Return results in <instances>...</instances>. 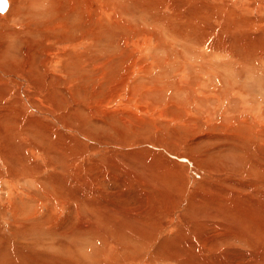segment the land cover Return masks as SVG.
<instances>
[{
  "label": "rangeland",
  "instance_id": "obj_1",
  "mask_svg": "<svg viewBox=\"0 0 264 264\" xmlns=\"http://www.w3.org/2000/svg\"><path fill=\"white\" fill-rule=\"evenodd\" d=\"M158 1L162 4L160 5L162 6L161 9L159 10L161 13L153 15V18V16L150 17L144 15L143 12L140 13L141 11L139 9L138 12L136 7H134L135 4L129 3L128 0H118L117 2L120 6V11H122L123 14L121 13V16L118 15L116 21L126 17L124 19L126 28H142L143 30V27H147V25L151 28L154 25V21L159 18L162 23V29H166L165 31L168 33L169 25L174 21L175 14L179 13L181 15H187L186 13L179 11L187 5L183 2L179 5L168 3L169 0H157V2ZM235 1L236 0H218L216 2V0H206L208 6H213L212 9L216 8V6H218V8L224 7V3H227V12H232V15H229L232 16L230 22H234L235 25L240 24L239 30H237V27H227L226 23L222 21V24L219 25V28L216 30L219 32L217 33L220 35V38L218 39V37H215L213 41L215 43L218 42L219 47H221V45L224 46V44H226V46L231 45V47L228 46L224 48L223 51L222 49L219 50L220 52L225 51V54L222 53L224 57H221L220 55L213 59L211 54L209 55V50L206 49V52H202L200 46L197 45L195 38H189L188 40H172L171 36L165 33L158 42V39H154V41L159 43L158 45L161 44L156 50H154V53L157 52L156 54L159 55L160 58L163 60L167 59L170 63L166 65V67H163L162 70L160 68L152 70L153 75L155 76H153V78L157 81L159 80L160 82H156L162 86L168 87V89L170 86L169 90L171 91L169 92V90H166V92H163L162 94H165L163 95V99L160 96V93L157 96L155 95L152 97V99H156L155 102H161L163 104L159 107L162 115L151 108H149V110H152L153 114L142 115L139 112L140 119L145 122V124L149 123V125L155 126H143V130H146V133L138 128L137 130H133L136 129L134 128V124L129 125L132 126L130 128L129 126L119 125L115 120L116 118L111 114L106 113L104 117L100 118L99 114L94 112L98 103H106L109 100V96L112 95L110 88V91L106 90L107 87L99 90L100 87L105 84L101 83L97 85V83H91V87H88L85 84H81L84 82L78 81L98 78L94 73L91 78H85V75H79L80 73L77 69L72 71L66 67L64 69L60 68L59 70H62L61 72L66 70L68 73L66 80L81 85L83 87L82 89H85L82 91L83 93L84 91H87V89L90 90V92L85 95H91V97L88 96L90 97L89 99L96 101V104L93 105V107H86L84 101L82 106L75 103V101L80 102V98L83 96L80 97L79 92H73L74 88L69 90L72 91V94L69 95L61 92L63 82L59 90L54 89L51 85L57 82L55 77H51L50 80L45 82L42 78L34 76L35 81L39 83L42 81L47 83L48 89H46V95L32 97L31 101L36 105L37 111L36 113L32 112L30 118L26 121V123H29L28 127H26V123L21 121L25 114L20 107V102L21 98L24 95L26 96L28 91L34 92L35 90L23 87V89H25L23 91L22 87L14 80L11 82V87L15 92L13 96H6L3 93L4 90H0V264H24L25 262L22 261L28 260L30 253L25 250V252L28 253V255H25L27 258H25L23 254L24 250L23 252H20L22 250H19L23 248L21 244L26 243L27 241L32 243L44 240L46 237L45 234L47 233L41 232L42 234L44 233L42 235L40 232H37L36 230L34 231V228L35 226H39V218L42 219L47 216L49 220V211L52 209V205L54 206V202L51 201V198L54 196L60 198V203L65 206V210L61 212L55 208L54 210L52 209L53 213L51 214L53 215H51L50 222V224H52L51 230L61 225V234L64 233V236L59 232L58 234L53 235L52 237L56 244L52 247L47 240L45 251L47 254H55L57 259L59 258L58 260H61L60 263L63 262V264H71L72 262L75 264H180L177 259L171 261H167L165 257L160 259V257L156 255V251L160 249L159 245L165 242L178 240V236L182 233H179L181 230L178 232L174 227L173 231L171 227L175 216L177 214H182L185 211L188 212L189 217H192V212L194 216H203V219L195 218L202 221L205 226L217 225L224 227L227 225L223 228L227 229L225 231L227 233H230L231 230H236L238 227H245V229H247L249 226H252V228L249 229L252 232L254 231V237L256 239L260 237L258 241L256 240V244L258 245H255L254 242L253 248H248V239L243 240L242 243L244 245L242 243L236 245L235 243L236 250H238L235 255L238 258L245 259L242 262L243 264H264V243L262 244L260 242L262 238L264 242V32L262 30L264 27V20L259 21L264 17V8H262V12L260 11L259 14H254V12L249 13L248 8L246 9V7H243V5H246V0H237L238 3L236 1V4H234L233 2ZM249 1L251 2L253 0ZM261 1L264 2V0ZM105 2H107V0H98L94 3V6H92V11L95 12H92L93 23L91 26L90 24L88 25L85 23L86 28H88L89 31H87V34L89 33L90 36H93V42L97 39L95 42V44H97L95 50H98L97 52L99 53L101 51H114V46L116 45L115 42L117 41L114 37L117 33L112 35L110 33L111 31H109L107 33L111 36L108 35L104 38V34L98 35L96 30L97 27L100 29L103 24L100 22L99 17L96 19L94 14H96V12H102L107 6L110 7ZM113 2L115 3V1ZM8 6L10 8L12 7L10 4ZM104 6L105 8L102 9ZM9 7L7 8V11H9ZM133 11L135 14H133ZM163 13L169 15V18L165 17V14ZM221 15L222 14H220V17ZM34 20H38L37 17H35ZM113 20L114 19H112V21ZM164 21L169 22V24L164 25ZM6 23H9V21ZM83 23L84 21H82V24ZM215 23L216 21H213L212 25L215 26ZM80 25L81 22L78 26ZM241 25H243V27H241ZM75 28L77 30V25ZM114 28H118V25L114 26ZM84 31H82V33L78 31L79 33H76L75 36H80ZM233 31H236V33ZM140 35H144L142 31ZM195 35H192V37ZM108 37L112 38L109 39ZM125 37L126 36H124L123 39ZM30 39H32V35L30 36ZM33 39L35 40V37ZM37 40H41L39 36L37 37ZM112 41V45L115 44L113 46L110 43ZM234 41H237V43L233 44ZM108 42L109 44H107ZM1 43L2 42H0V47ZM3 43L11 45L9 41H4ZM17 43L20 42L17 41ZM17 43H14L15 46H13V48L11 46L8 48L5 47L6 50L3 49L0 53V58L2 59H0V62L2 64L6 62L4 59L6 55L10 58L15 57L17 59H21L23 58V55L26 56L27 54L30 57H34L33 50L30 49L24 51V48L20 46L18 47ZM171 43L173 44L170 45ZM243 49H245V52ZM83 50L84 49H82V51ZM207 56L209 57V59H207L208 62L202 60V58H206ZM234 61L235 66H233ZM179 65L186 70L185 72L187 75L185 72H182V69L179 74H177L175 69ZM113 66L111 63L109 66V72L113 70ZM129 66L130 63H126V68ZM203 66L207 67V74L204 73L205 71L203 72ZM224 67L227 68V70ZM173 68L175 71L172 70ZM123 71H125L124 68L121 69L118 67L116 69V74L110 72L112 77H109V80H114L113 82L115 83L112 86L113 89L117 88L118 90V88L120 89L124 87L123 84L125 85V88L128 87V89H130L135 83L140 81V73L136 76L133 73L131 74L132 70L128 71L127 75H129H126L125 78L122 79V77L117 74H120V72ZM214 71L217 73V76L212 74ZM209 72H211V74ZM13 73L15 74V72ZM183 74L185 78L183 77L180 82L177 79V83L183 90H178V84H175V79ZM220 74L222 76L223 74L225 75L222 78ZM219 75L223 79V81L220 82L222 88L226 89L225 92H223L226 99L222 100V98H219L220 101L216 103L214 97L208 96L204 93H202L204 95L201 96L199 94H197V96L196 94L194 95L195 85L199 82L198 80L204 79L205 81L208 78L207 82L211 86L213 84L212 81L214 82L213 79H215V84L218 85L220 83L219 80L216 79H219ZM204 76L206 79L203 78ZM16 77L20 80L19 75ZM199 77H201V79ZM115 80L117 81L115 82ZM123 80L126 84L121 83ZM185 84H190V86H185ZM191 84H193V87ZM210 86L209 88L214 87V85L212 87ZM231 86L235 88L234 92L230 91ZM185 87L187 89H185ZM204 89L207 90L206 86ZM188 90H191V92ZM18 91L20 92L18 93ZM186 91H188L189 94ZM167 95L171 97L175 96L174 98H176V101L180 100L181 102L188 104L190 103L188 98L190 97L191 101L193 96L194 100L191 101L192 105L187 106L188 117L195 119L200 127L198 130L191 127L193 131L188 129L190 133L188 138L190 140L193 139L194 146L192 144H186L184 148H180L181 142L183 141V139L180 138H183L184 132L180 131V136L178 137L172 134L171 129L177 130L181 128L182 123L181 120L177 118L180 111L177 112V115L171 116L172 107L167 105L166 102H169V100L164 98ZM239 95L241 96L239 97ZM36 98L43 100L44 105ZM2 99H4L3 102H1ZM89 99H85V101L89 102ZM143 100L142 104H144ZM9 102L12 103L6 107L5 105ZM79 109L80 113L78 115H82L81 123L77 122L74 118L76 110ZM100 119H104V121L101 122ZM81 125L84 126L82 129L80 128ZM152 128L157 129L152 130ZM165 130H167V133L161 132ZM131 131H133L132 133L134 136L131 135ZM246 131L249 136L247 133H244ZM229 135L234 137V139L228 137ZM221 136H225V138H221ZM17 138L19 139L18 141ZM25 138H27L28 141H25ZM112 141L113 143H111ZM107 143H109L110 146H105ZM28 146L36 147L34 148L38 150L35 152L38 157L31 153ZM16 150L19 151L17 152ZM140 161L143 165L140 164ZM173 162H175L174 165ZM10 165L12 166L10 167ZM144 165H146V168ZM172 165L175 167L174 169L172 168ZM129 169L130 171L132 170V173ZM35 173L37 174L36 179L34 177ZM127 173L128 175H125ZM137 174H139L140 177ZM172 174H174V176H172ZM10 176H12L11 181L8 178ZM151 177H153L154 180ZM55 178H62L63 180L70 179L72 184H66L64 188H61L60 192H58L56 189L57 184ZM79 178H82V181L83 179L84 181H89V184L91 183L92 193L95 197L96 195L98 196V198H96L97 200L105 199L104 201H107L109 198L107 205L110 209L115 208L114 210H119V212L123 213H129L131 211L129 213L131 216H133V214L138 215L139 213L138 218L141 216V219H143V223L147 227L145 229H152L151 233L154 232L152 236H150V239L144 240L142 238L141 240V237L139 238L135 236L128 241L126 238L123 237V239L122 236L119 235L118 237L116 236L118 239L115 237V240H104L99 239L90 233H86L79 234L80 237L76 235V241H73V239H71V234L69 233L72 230V227L63 225L62 228V223L64 220H67L69 221V224L78 226L75 207L78 206V204L76 200L68 194V191L71 188H73L72 190L74 191V183L78 182ZM33 179H35V181ZM154 181H157L159 185L166 183V196L161 199V197L157 195L156 199L158 201L155 200V202L153 201V198L155 197L148 198L146 196L145 203H135V197L138 196V193L144 197L143 192L145 195L149 193L151 191L150 184L155 183ZM147 183L148 186L146 185ZM69 185L72 186L66 189ZM167 191L168 194L170 193L171 195H168ZM99 193H101V195ZM111 194L112 196H110ZM159 195L161 196V194ZM99 196L102 198L99 199ZM162 201L164 203H159ZM46 202L47 204L44 205ZM142 204L143 206H141ZM200 204L202 206H200ZM135 205H138V210L135 209ZM38 206L40 207L37 208ZM132 211H135V213L132 214ZM79 216L85 220L92 221L90 217L86 216L82 211L79 212ZM33 218L36 219L37 222ZM167 220L170 222V225L167 224ZM150 223H152L151 226ZM178 223L179 222L177 221L175 222V224ZM181 223L184 224L185 222ZM154 225L156 226V229ZM36 228L38 229V227ZM223 229L221 230V233L224 232ZM196 230L199 231V228L196 227ZM201 230L205 229L201 228ZM217 231L220 232L218 228H216L215 233H217ZM256 233L258 237H256ZM40 234L43 238L39 236ZM15 237L18 238V240L15 239ZM151 237L154 240H152ZM78 239L80 240L78 241ZM111 240L114 242L113 245L109 243ZM187 240H194V238ZM123 241L127 242L123 243ZM71 242L73 244H71ZM11 243L13 245H11L10 248ZM14 243L16 245H14ZM65 244L66 246H64ZM114 244H118L119 246H116L115 248ZM77 245L79 246L77 247ZM119 247L121 250H119ZM74 250H76V252ZM245 250L249 251V255L246 257L244 256ZM29 251H31V249ZM210 252V254L214 253L213 251ZM34 254L38 256L37 253H32L31 256L41 260V257L34 256ZM251 257L256 258L253 259ZM246 259L249 261L246 262ZM228 260L229 262L231 261V256L224 253L221 257L222 264H226ZM252 260L254 263L251 262ZM48 261L49 260H47V262ZM47 262L43 260L42 264H46ZM47 264H49V262Z\"/></svg>",
  "mask_w": 264,
  "mask_h": 264
},
{
  "label": "bare ground",
  "instance_id": "obj_2",
  "mask_svg": "<svg viewBox=\"0 0 264 264\" xmlns=\"http://www.w3.org/2000/svg\"><path fill=\"white\" fill-rule=\"evenodd\" d=\"M8 1H9L10 6L12 5V7L10 8L8 6L10 8L9 11H7L8 9H6V11L0 12V42H2L1 43V47H0V53L3 51V49L6 50V48H8L10 46L13 48V46H15L14 43H17V41L20 42V43H17L18 47L19 46L23 47L24 51L31 49L34 52V54H33L34 57H30L27 54L26 56L23 55V58H21V59L20 58L17 59L15 57L10 58V57H8V55H6V57H4L6 62L3 63V64L0 62V90H4L3 93L6 96H13V94L15 93L13 88L11 87L12 80L17 81V83L22 87L23 91L25 90V89H23V87H28L29 89L35 90L34 92L28 91L27 95L26 96L24 95L21 98V102H20L21 104L19 103L21 109L23 110V112L25 114V116H23V118L21 119V121L23 123H26L28 118H30L32 112L36 113L37 107L31 101V99H32V97H35V96H38V95H43V96L46 95V89H48V88H47V83H45V82L47 80H50L51 77H55V80L57 81V82L53 83V85H51L54 89H58L59 90L60 87L62 86V82H63V86H62L61 92L69 95V94H72V91H69V90L74 88L73 92H79L80 97L83 96L82 98H80V102H76L75 101V103H77L79 106L83 105V101L85 102V106L86 107H93V105L96 104L95 100L89 99L91 97V95H85L86 93L90 92L89 89H87V91H84V93H83L82 91L85 90V89H82L83 87L81 85H78L77 83L74 84L73 82L66 80V77L68 76V73L66 72V70L63 71V72H61L62 70L59 71L60 68L64 69V68L67 67V69H70L72 71H74L76 69L79 70V73H80L79 75L80 76L81 75H85V78H91L93 73L96 74V76L99 78V79L98 78H91L90 80L89 79H87V80H78L79 82H84V83H81L82 85L85 84L88 87H91V83H97V85L102 83V84H105V85H102L99 90L105 89L106 87H107L106 90H109V88H110V90L112 92V95L110 93L111 96H109V100L106 103L105 102L102 103L100 101H99L100 103L97 102L98 106H96V108L94 110L95 113L99 114L100 118L104 117L105 114L108 113V114H111L112 116H114L116 118L115 120H116V122L119 125L129 126V125H133L134 124L135 125L134 128H136V129L132 128L133 130H137V128H138V129H140L142 131H145V133H146V130H143V126H150V127H155V126L154 125H149V123L145 124V122H143L140 119L139 112L142 115H144V114H153V111L149 110V108H151L154 111L156 110L157 112H159L160 115H162V113L160 112V108L159 107L161 105H163V104L161 102L160 103L159 102H155L156 99H152V97H154L155 95L157 96L160 93V96L163 99V95H165V94H162V93L166 92V90L170 89V86H169V89H168V87H165V86H162L161 84H158L157 82L159 80L157 81L156 79L153 78L154 75H153V72H152V70H154L155 68H157V69L160 68L162 70L163 67H166V65H168L170 63L169 60H167V59L163 60L162 58H160L159 55L156 54L157 52L154 53V50H156V48L161 45V44L158 45L159 43H157V42L159 40H161L160 38L163 37L162 35L166 33L167 35L171 36L172 40L173 39H176V40L177 39L188 40L189 38L190 39H192V38L194 39L195 38V41H196L197 45L200 46L202 52H206V49L209 50V55L211 54V57H213V59H215L216 56H220L221 55V57H222L223 56L222 53L225 54L224 53L225 51L224 52H220L219 51L220 49H222V51H223L224 48H226L228 46L231 47V45H227L226 46V44H224V46L221 45V47H219L218 42L215 43L213 41V39L215 37H218V39L220 38V35L218 34L219 32L216 31V30L219 28V25L222 24V21H224V23H226L227 27H229V26L230 27H232V26L233 27H237V30H239V27H240L239 26L240 24H236L235 25L234 22H230V19L232 18V16H229V15H232V12L231 13H230V11L227 12V10H228L227 9V7H228L227 3H224V5H223L224 7L218 8V6H216V8L212 9L213 6L212 7L208 6V4L206 3V0H190V1H188V0H169L168 3H174L176 5H179L182 2L184 4H186L187 6L181 8L179 11H181L182 13H186L187 15H181L179 13L175 14L174 21L171 22L170 25H169V32L168 33L165 31L166 29H162V23L160 22L159 18L154 21V25L155 26L153 25L152 26L153 28L152 27L150 28L149 25H147V27H143V30H142V28H138V29L137 28H131V27L130 28H126L125 24H124V19L126 17L116 21L117 18H118V15L121 16V13H122V11H120L121 10L120 6H119V4L117 2L118 0L117 1L116 0H112V1L107 0V2H105V3H107L110 7L107 6L105 8V6H106L105 5L104 7H102V9L105 8V10H102V12H96V14H94L96 16V19H97V17H99L100 18V22L103 24V26L100 29L97 27L96 30H97L98 35L104 34V38H105V36L107 37L109 35L107 33L109 31H111L110 33L112 35L117 33V35L114 36L117 41L115 42L116 45L113 44V45H115L114 46L115 47L114 51L102 52L100 50L101 52L99 53V52H97L98 50H95V48L97 46V44H95V42H96L97 39L95 40V42H93V39H92L93 36L92 35L90 36L89 33L87 34L88 28H86V24H88V25L90 24V26H91V24L93 23L92 22L93 21V18H92L93 17L92 16V12H93L92 11L93 10L92 6H94V3L97 2L98 0H8ZM113 1H115V3ZM128 1L131 4H135L134 7H136L137 11L139 9L141 11L140 13L143 12L144 15H146V16L152 17L153 15L161 13L159 10L162 7L160 5H162V4L159 3V1L157 2V0H128ZM209 1H213V0H209ZM217 1L218 0H216V2ZM236 1L233 2V3L236 4ZM238 1H237V3H238ZM125 2H127V1H125ZM145 2H147V3H145ZM245 3H246V5H243V7L244 8L246 7V9L248 8L249 13L254 12V14L255 13L259 14L260 11L262 12V8H264V2H262L261 0H253L251 2L249 0H246ZM166 7H168V6H166ZM95 10H96V8H95ZM134 11H133V14H135ZM13 12H14V15H13ZM93 13H95V12H93ZM137 14H139V13H137ZM163 14H165V13H163ZM220 14H222L221 17H220ZM124 15H126V14H124ZM35 17H37L38 20H34ZM165 17L169 18V15L165 14ZM197 17H198V20H197ZM153 18H154V16H153ZM112 19H114V20L112 21ZM150 19H152V18H150ZM90 20H91V23H90ZM263 20H264V17L261 18L259 21H263ZM7 21H9L10 24L6 23ZM43 21H46V22H43ZM82 21H84L83 24H82ZM213 21H216L215 26L212 25ZM247 21H250V20H247ZM80 22H81V25L78 26V24ZM97 23H99V22H97ZM163 23H164V25H168L169 24V22H166V21H164ZM76 25H77V30L75 28ZM116 25H118V28L115 29L114 26H116ZM241 27H243V25H241ZM262 30L264 32V27L262 28ZM78 31L81 32V33H82V31H84V32L80 36L76 37L75 35H76V33H79ZM141 31H142V33L144 35H140ZM233 32L236 33V31H233ZM125 34H128V35H125ZM195 34H197L198 36L195 35ZM31 35H32V39L35 37V40L34 39L33 40L30 39ZM192 35H195V36L192 37ZM38 36L40 37L41 40H37ZM109 36H111V35H109ZM124 36H126V37L123 39ZM110 38H112V37H110ZM154 39L155 40L158 39L157 42L154 41ZM105 40H107V39H105ZM4 41H9L11 45L3 43ZM263 42H264V40H263ZM110 43L112 45L113 41L110 42ZM161 43H162V41H161ZM228 43H229V41H228ZM236 43H237V41L233 42V44H236ZM107 44H109V42ZM172 44L173 43H171L170 45H172ZM82 49H84V50L82 51ZM109 50H111V49H109ZM243 50L245 52V49H243ZM231 56H233V55H231ZM194 57H196V56H194ZM207 57L206 58H202L201 57V58H202V60H206L208 62L207 59H209V57L208 58ZM111 63H112V66L114 64V66L112 67L113 70L110 71L112 74H116V69L118 67H120L121 69L124 68V70H125L123 72H120V74L119 73L117 74V75H120V77H122V79L125 78V76L127 75L128 71L132 70L131 74L133 73L136 76H137L138 73H140V76H139L140 77V81L138 83H135L134 86L132 85L133 86L132 88L128 89V87L125 88V85L123 84V83H125V81L123 80V81H121V83L123 84L124 87H122L120 89L118 88V90H117V88H116L117 86H116L115 87L116 89H113L112 86H113V84H115L113 82L114 80L113 81L109 80V77H112L110 75V72H109V68H110L109 66H110ZM126 63H130V66L128 68H126ZM201 66H202V64H201ZM233 66H235V61L233 63ZM225 67H227V66H225ZM203 68H204V69H202L203 72L205 71L204 73L207 74V67L203 66ZM221 68H223V67H221ZM181 69L183 70L182 72L186 71V70H184V68H182V66L179 65L175 69L177 74H179ZM199 69H201V68H199ZM225 69L227 70V68H225ZM172 70H174V68ZM215 71L212 74L217 76V73ZM13 72H15V74ZM211 72H209V73L211 74ZM17 75H19V78H20L21 81L19 79H17V77H16ZM186 75H187V73H186ZM224 75L225 74H223V76L221 75L222 78L224 77ZM34 76L42 78V80L45 81V82L42 81L41 83H39V82L35 81V77ZM221 76L219 77V79L218 78L216 79V80H219V83L221 81H223ZM156 77H158V76H156ZM183 77H184V74L183 75H179V78L175 79V84H178L177 83V79L180 82V80H182ZM193 77H191V78H193ZM199 78L201 79V77H199ZM203 78H205V76ZM79 79H81V78H79ZM188 79H190V78H188ZM207 80H208V78L205 81H204V79L198 80L199 82H197V84L195 85L194 95L196 94V96H197V94H199L201 96V95L206 94L208 96H212V97L215 98V102L216 103L220 101L219 98H222V100L226 99L225 98L226 96L224 97V95H223L224 94L223 92H225L226 89L222 88V84L220 83V84L216 85L215 84V79H213L214 82L212 81L213 84L210 86L209 83L207 82ZM116 81L117 80H115V82ZM173 82H174V80H173ZM120 85H118V86H120ZM191 85L193 87V84H191ZM208 85L210 87H212L214 85V87L209 88ZM185 86H190V84L189 85L185 84ZM205 86H206V89H207V86H208L207 90L204 89ZM176 89H177V87H176ZM179 89H182V87L180 88V85L178 84V90ZM185 89H187V88L185 87ZM234 90H235V88L233 86H231V90L230 91L234 92ZM170 91L171 90H169V92ZM188 91L191 92V90H188ZM188 91H186V92L188 93ZM19 92L20 91H18V93ZM202 93H204V94H202ZM88 96H90V97H88ZM240 96L241 95H239V97ZM174 97H171V96H168V95L164 97L165 99L169 100V102L168 101L166 102L167 105H169V107H172L171 116L177 115V112L180 111L178 116H177V118L179 120H181L182 127L177 129V130L176 129H171L172 130V134H174V136L176 135V137H178V136H180L179 135L180 131L184 132L183 138L182 137L180 138V139H183V141L181 142L180 148H184V146L186 144H189V145L192 144L194 146L193 139L190 140L188 138L189 135H190L188 129L190 131H193V129L191 127H194L196 130L200 129V127L198 126V123H197V121L195 119H193L191 117H188V112H187L188 111L187 106L188 105H192L191 101L194 100V98L192 96L191 101H190V97H189L188 101L190 103L188 104V103L181 102L180 100H177L178 101L177 102L175 100L176 98H174ZM36 99L39 100V102L41 104H43V100H41L39 98H36ZM85 99H89V102L85 101ZM143 99H145V100H143ZM3 100L4 99H2L1 102H3ZM142 100H143L144 104H142ZM188 101H186V102H188ZM11 103L12 102H9L5 106L8 107ZM80 103H82V104H80ZM50 106H51V104H50ZM189 108H191V107H189ZM79 113H80V109L76 110V114H75L74 118L77 120V122L81 123V116L82 115H78ZM38 118H40V117H38ZM84 121L86 122L85 119H84ZM100 121L103 122L104 119H100ZM173 121H175V120H173ZM26 124H27L26 127H28L29 123H26ZM160 126H162V125H160ZM82 127H84V126L81 125L80 128L82 129ZM130 127H132V126H129V128ZM154 129H157V128H152V130H154ZM132 132L133 131H131V135L134 136V134ZM161 132L162 133H165V132L167 133V130L161 131ZM244 133L245 134L247 133V135L249 136L247 131L244 132ZM80 135H81V133H80ZM222 137L225 138V136H221V138ZM228 137H230L231 139L232 138L234 139V137H232L230 135ZM250 137H252V136H250ZM18 140L19 139L17 138V141ZM25 141H28L27 138H25ZM22 142H24V141H22ZM74 142H76V141H74ZM108 142H109V140H108ZM25 143H27V142H25ZM25 143H23V144H25ZM111 143H113V141ZM107 144H109V143H107ZM107 144L105 146H110V144L109 145H107ZM29 145H30V143H29ZM22 147H23V145H22ZM34 147H29L30 151H31V153L34 156L38 157V155H36V153H35L38 150L35 149L36 147L35 148ZM187 147H189V146H187ZM16 151L18 152L19 150H16ZM30 156H32V155H30ZM181 157L184 158L183 156H181ZM134 160H135V158H134ZM69 161H71V160H69ZM174 163L175 162H173V165H174ZM140 164H142L141 161H140ZM173 165H172V168L174 169L175 167H173ZM11 166L12 165H10V167ZM144 166L146 168V165H144ZM170 167H171V165H170ZM113 169H114V167H113ZM115 169H117V168H115ZM137 169H138V167H137ZM129 171H130V169H129ZM176 171H177V169H176ZM176 171H174V172H176ZM126 172H128V171H126ZM137 173H138V171H137ZM118 174H120V173H118ZM125 175H128V173L125 174ZM137 175H139V174H137ZM36 176H37V174L35 173V175H34L35 179H36ZM172 176H174V174H172ZM139 177H140V175H139ZM8 178H9L10 181L12 180V176H10ZM87 178H89V177H87ZM151 178L153 179V177H151ZM155 178H159V177H155ZM35 179H33V180L35 181ZM55 179H56V184H57V185L56 184L55 185L57 187L56 189H57L58 192H60V189L64 188V186L66 184H72L70 179L69 180L68 179H64L63 180L62 178H58V179L55 178ZM143 182H145V181H143ZM50 183H51V181H50ZM90 184H89V181H87V180L84 181V179L82 181V178H79V181L74 183V186H73L74 187V191L72 190L73 188L69 189V191H68V194L71 195L74 198V200H76V202L78 204V206H75L76 207V218L78 219V223H77L78 226H75L73 224H69L68 223L69 221L64 220L63 223H62V228H63V225L72 227V230L74 232L71 230L69 233L71 234V239H73V241H76V238H77L76 235L79 236V234H86V233H90L93 236H95V237H97L99 239H104V240L114 239L116 236L118 237L119 235H121L122 238L123 237L126 238V240H128V241L131 240L135 236H137L139 238L141 237V240H142V238L144 240H149L150 239V236H152V234L154 233L153 232L154 230L152 231L153 233H151L152 229L151 230L145 229L147 227L144 225L143 219H141V216L138 218L139 213H138V215H134L133 213H135V211L134 212L132 211L133 216H131L129 214L131 211L130 212L128 211L129 213H127V212L123 213V212H119V210L118 211L114 210L115 208L114 209H110V207L107 205V203L109 201V198H108L107 201H104L105 199L104 200L103 199L102 200H97L96 198H98V196L96 195V197H95V195H93V193H92L93 191L91 190L92 187H91ZM121 185H123V184H121ZM126 185H127V183H126ZM139 185H141V184H139ZM146 185L148 186V183ZM146 185H144V186H146ZM150 185H151L150 186V190L151 191L149 193H147L146 195L142 191L144 197H142V195H139V193H138V196L135 197V203H141V202L145 203V197L146 196L148 198L155 197V198H153L154 202H155V200H157L156 199L157 195L159 197H161V199L164 196H166V187H165L166 183H163L162 185H159L158 182L156 181L155 183H151ZM71 186L72 185L67 186L66 189H68ZM147 186H146V188H148ZM139 188H141V187H139ZM65 193H66V191H65ZM101 193H99V194L101 195ZM133 193H135V192H133ZM159 194H161V196ZM167 194H168V191H167ZM168 195H171V194L169 193ZM44 196H45V194H44ZM110 196H112V194ZM180 197H181V195H180ZM101 198L99 196V199H101ZM106 198H107V196H106ZM33 199H35V198H33ZM51 199H52L51 201L54 202V206L52 205V209L53 210H54V208L56 210H60L61 212L63 210H65V206H63L60 203V198L59 197L54 196ZM117 200H118V198H117ZM148 201H150V200H148ZM159 203L162 204L164 202L162 201V202H159ZM45 204H47V202L44 203V205ZM141 206H143V204ZM200 206H202V205L200 204ZM39 207L40 206H38L37 208H39ZM52 209L49 211V220L50 221L48 220L47 216H45V218H42V219L39 218L38 222H40V224H38L39 226H35V228H34V231L36 230L37 232H40V233L41 232H46L47 233V234H45L46 237L44 238V240L43 241L42 240L35 241V242H32V243H30V241L29 242L27 241L26 243L21 244V246L23 247V248L21 247L22 249L18 248L19 250H22L20 252H23V250H24L23 254H24L25 258H27V256H25V255H28V253H26L25 250L30 253L28 260L22 261V262H25L24 264H42L43 260L45 262H47V260H49L48 261L49 264H63V262L60 263L61 260H58L59 258L57 259L55 254L54 255L47 254V252L45 251L46 250L45 245H47V240L49 241V244H51L52 247H53L56 244V242L54 241L52 236L55 235V234H58V232L60 234L62 232L61 225H59L57 228L51 230L52 229V224H50V222H51V215H53V214H51V213H53ZM135 209L138 210V205H135ZM128 210H130V209H128ZM80 211H82L86 216L90 217V219L92 221L85 220L81 216H79V212ZM140 215H141V213H140ZM158 215H160V214H158ZM56 217H57V215H56ZM195 217H197L199 219H203V216H201V215H195L194 216L193 212H192V217H189L187 211H185L182 214H177L175 216L174 222H173V225H172L171 229L173 230V228L175 227V230H177L178 232L181 230L179 233H181V232L182 233L178 236V240L173 241V242H165V243L159 245L160 249L156 251L157 252L156 255L159 256L160 259H163L164 257L166 258L167 261H171L173 259H177L178 262H180V264H222L221 257H222V255H224V253H226V255L231 256V261H232V262L231 261L229 262V260H228L226 264H243L242 262L245 259L244 258H238L235 255L236 252L238 251V250H236L235 243L237 245L238 243H242L243 240L248 239L249 240V242H247L248 243L247 244L248 248L252 249L253 245H254V242H255V245H258V244H256V242L258 241V239L260 237L258 239H256L254 237V234H253L254 231L252 232L249 229V228H252V226H249L247 229H245V227H242V228L238 227V228H236V230L234 229V231L231 230L230 233H227V232H225L227 229H223L227 225H225L224 227L217 226V225L205 226V225H203L202 221L197 220ZM52 218H54V217H52ZM231 219H229V220H231ZM29 220H31V219H29ZM34 220L36 221V219H34ZM176 221L179 222V223L175 224ZM167 222H168V220H167ZM181 222H185V223L182 224ZM151 224L152 223H150V226H151ZM167 224L170 225V222H168ZM16 225H18V224H16ZM23 225H25V224H23ZM23 227H21V228H23ZM36 227H38V229ZM196 227L199 228V231L196 230ZM201 228H203L205 230H201ZM216 228H218L220 232L217 231V233H215ZM64 229H66V228H64ZM155 229H156V226H155ZM222 229L224 231L223 233H221ZM41 234L39 236H41ZM63 234H61V235L64 236ZM256 235H257V233H256ZM59 237H60V235H59ZM256 237H258V235ZM122 238H120V239H122ZM176 238H177V236H176ZM192 238H194V240H187V239H192ZM15 239L18 240V238H16V237H15ZM67 240H69V239H67ZM79 240L80 239H78V241ZM152 240H154V239L152 238ZM111 241L109 243H111L113 245L114 242L113 241L111 242ZM72 242H71V244H73ZM124 242H127V241H123V243ZM260 242L262 244L264 243L263 242V238H262V240H260ZM19 243H22V242H19ZM66 244L64 246H66ZM5 245H6V243H5ZM11 245H13V244L12 243L10 244V248H11ZM14 245H16V244L14 243ZM2 246H4V245H2ZM78 246L79 245H77V247ZM116 246H119V245L117 244L114 247L116 248ZM63 247H60V248H63ZM29 248L31 249V251H29L30 250ZM119 250H121V248ZM123 250H125V249H123ZM248 250H245V254L243 253L245 257L249 255V251ZM74 251L76 252V250H74ZM169 251H171V252H169ZM210 251H213L214 253L210 254L211 253ZM3 252H5V251H3ZM17 253H18V250H17ZM32 253H37L38 256L41 257L42 261L37 259V258H35V257H33V256H31ZM81 253H82V251H81ZM10 254H11V252H10ZM158 254H160V255H158ZM35 255L36 254H34V256ZM13 256H15V255H13ZM256 257H254V258L251 257V258L255 259ZM60 259H62V258H60ZM96 261H98V260H96ZM248 261L246 259V262H248ZM251 262H253V260ZM71 264H75V263L72 262Z\"/></svg>",
  "mask_w": 264,
  "mask_h": 264
},
{
  "label": "snow or ice",
  "instance_id": "obj_3",
  "mask_svg": "<svg viewBox=\"0 0 264 264\" xmlns=\"http://www.w3.org/2000/svg\"><path fill=\"white\" fill-rule=\"evenodd\" d=\"M7 3H8V0H0V11L4 10Z\"/></svg>",
  "mask_w": 264,
  "mask_h": 264
},
{
  "label": "water",
  "instance_id": "obj_4",
  "mask_svg": "<svg viewBox=\"0 0 264 264\" xmlns=\"http://www.w3.org/2000/svg\"><path fill=\"white\" fill-rule=\"evenodd\" d=\"M8 5H9V1H8L7 5L5 6L4 10L3 11H0V12L6 11V9L8 8Z\"/></svg>",
  "mask_w": 264,
  "mask_h": 264
}]
</instances>
